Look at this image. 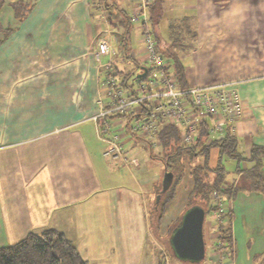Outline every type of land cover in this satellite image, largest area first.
Wrapping results in <instances>:
<instances>
[{"label":"crops","instance_id":"0c3cea01","mask_svg":"<svg viewBox=\"0 0 264 264\" xmlns=\"http://www.w3.org/2000/svg\"><path fill=\"white\" fill-rule=\"evenodd\" d=\"M29 2L21 21L11 9L0 10L1 26L14 28L0 44V246L53 227L73 241L88 264H159L153 244L159 245L150 235L162 178L154 170L157 163L135 154L127 114L102 119L106 132L91 118L106 75L93 57L96 40L114 41V52L100 56L101 62L130 70L115 42L128 16L129 54L145 62L138 59L142 27L132 20L140 0ZM146 23L162 47L181 41L173 48L188 86L235 81L241 115L232 132L243 156L252 144H264V0H163L158 23L152 27L148 13ZM171 24L177 26L171 30ZM102 98L106 104L109 98ZM112 134L125 156L139 159L137 165L103 156L102 137ZM260 169L264 180V162ZM234 174L225 180L235 183L240 176ZM262 185L233 186L222 194L229 252L216 249L217 224L204 219L212 263L218 264L222 253L223 264H264Z\"/></svg>","mask_w":264,"mask_h":264},{"label":"trees","instance_id":"16d2710c","mask_svg":"<svg viewBox=\"0 0 264 264\" xmlns=\"http://www.w3.org/2000/svg\"><path fill=\"white\" fill-rule=\"evenodd\" d=\"M30 5L31 4L28 3L18 7V10L15 9L18 19L22 20L25 17ZM13 6H15L14 3H12V7ZM162 14L163 0H152L150 4H148V20L152 27L158 23ZM122 22L125 25V30L120 40H115L116 45L119 47L126 62H132L135 66L140 67L141 71L135 76L131 70L119 69L112 64L109 65V71L111 74L117 76L123 88H130L133 90V93H136L134 87L137 78L146 76L151 68L145 65V62L141 63L137 60L136 56L135 58H131L128 40L126 39V36L130 34L132 26L131 18L128 16L124 17ZM176 26V24H171L169 28L172 30V28ZM13 30L14 28L10 26L3 28L0 24V32L2 33L0 44ZM143 31L144 28L142 27V34ZM149 32L155 41L157 51L170 61L178 82L182 87L186 88L188 84L185 77L184 66L173 48L181 41L170 40L169 44H165V46L162 47L161 40H155L154 36L151 34V30H149ZM140 114L143 115L146 114V112L141 110V112L138 111L129 114L128 119H140L142 117ZM117 116L119 115H111L110 117ZM128 128L130 133L134 134L131 126ZM155 137L158 140V145L156 146H159L160 152H158V154L160 155V160L163 162L164 171H170L173 174L171 184L160 194L158 203L156 204L154 200L153 209L156 225H158L165 212L167 202L175 195V186L182 179L181 174L184 173L182 172L185 167L184 164L189 163L190 158L198 155L203 156L202 161L200 163L188 165V171H190L189 174L191 175L193 184L187 194L188 198L185 210L191 206L199 205L205 210V213L208 211L216 213L218 208L215 205V201L212 199L213 204H211L210 201V194L212 191H219L221 194H224L229 193L230 188L233 186L235 190L260 189L263 186L262 182L264 180L260 166L264 162V144H252L249 156L246 158L243 156L242 151L239 150L238 139L232 132V123L224 127L222 134L218 138H211V140L207 142L208 137H210V132L208 131V121L205 120L199 127L194 142L192 144H184L181 141L178 128L169 122L161 120ZM146 140L151 147V145H153L151 144L152 141L149 138H146ZM212 148L217 150L214 165H210L209 163ZM223 158H233L237 161L235 172L239 173L240 177L235 180V183L233 181H226L223 176ZM242 160L251 162V167L242 168L239 164ZM160 190L161 185L156 189V194L160 193ZM182 214L183 211L177 219L176 224L168 232L167 241L170 248L171 232L181 219ZM216 224L218 227L216 240L219 242V245L215 243V247L218 250L223 249L229 252L231 249V234L227 211L224 210L219 214V219L216 220ZM172 255L175 257L173 250ZM0 264H88V262L81 257L73 241L65 236L62 231L53 227H46L39 230H31L16 242L0 246Z\"/></svg>","mask_w":264,"mask_h":264},{"label":"built area","instance_id":"2783aa9c","mask_svg":"<svg viewBox=\"0 0 264 264\" xmlns=\"http://www.w3.org/2000/svg\"><path fill=\"white\" fill-rule=\"evenodd\" d=\"M149 0H140L132 20L137 21L143 28L142 50L139 59L148 63L151 68L146 76L137 78L133 93L130 88H123L117 76L109 71V63L100 60L102 55H112L114 52L112 40L98 39L93 50L94 60L99 66L105 68L106 75L103 87L105 95L109 98L106 104L102 96L96 98V110L91 118L97 126H101V120L111 115H129L141 110L146 114H140V121L131 127L133 131H139L143 137L149 138L153 145H158L155 137L161 120L175 125L184 144H192L202 123L208 121V131L211 138H218L224 127L234 123L241 115V101L237 94L234 80H225L212 84L194 85L182 87L178 82L174 69L164 56L156 49L155 41L150 35L146 23ZM144 108V109H143ZM107 128L101 126V132ZM105 147L102 154L109 160H119L128 165H137L139 159L128 158L123 154L122 143L116 134L108 138L102 137ZM206 142V143H207ZM211 198L215 201L217 212L215 219L225 210L223 196L219 191H213ZM217 234H218V227ZM219 245V242H216ZM222 253L218 264H223Z\"/></svg>","mask_w":264,"mask_h":264},{"label":"rangeland","instance_id":"374dc122","mask_svg":"<svg viewBox=\"0 0 264 264\" xmlns=\"http://www.w3.org/2000/svg\"><path fill=\"white\" fill-rule=\"evenodd\" d=\"M29 1L32 0H0V10L5 11L6 9H11V16L13 15V17L15 18L16 21H19L20 19L17 18L15 9L18 10V7L26 5L28 3H30ZM12 3L15 4V6L12 7ZM2 8V9H1ZM4 13L0 12V20L1 18L4 16ZM21 21V20H20ZM7 27V26H6ZM112 44H114V41L112 40ZM179 45L175 46L178 47ZM182 49V48H180ZM188 49V48H183ZM128 63V68L133 72V75H137L140 73L141 68L138 66H135L132 62H127ZM145 65L148 66V63H146ZM102 84L100 85V91H101V96L104 98H107L105 95V88L103 87V83L104 80L101 82ZM130 123L133 125H136L140 119H135V118H131ZM132 125V126H133ZM126 133H123V136ZM127 135L132 138L133 143L135 142L134 145H136L135 149V154L138 157H142L147 155L150 160L152 161V163H157V166L154 167V170H157L160 177L163 176L164 173V165L163 162L160 160V155L158 154V152H160L159 150V146H155V145H151V147L149 146V142L146 140L145 137L142 136V134H139V131H134L133 133H130V131H127ZM142 143L143 146L142 148L139 149V147L137 146L139 143ZM132 143V144H133ZM150 148V149H149ZM134 152V151H133ZM217 150L215 148L211 149V156H210V165H214L215 164V156H216ZM203 159L202 155H198L196 157L190 158L189 159V163H185L184 164V168L182 170L181 175V181L175 186V195L172 198V202L169 203L166 207V211L162 216V219L160 220V222L158 223V225H156L155 223V215L154 218L152 219V225L154 227L155 230H153L152 227V232L150 231V235L153 237V239L155 238V240L158 242L159 248L157 249V247L154 246L153 244V248H155V251H157V253L159 254L158 258H159V264H214L212 263L209 259H208V254L210 251L209 245H210V241L206 236V232H204V239H205V257L201 260L198 261H192V260H187V259H179L177 257H174L172 255V250L168 244L167 241V236H168V232L171 230V228L176 224L177 219L179 218L180 214L182 213V211H186V206H187V194L191 189V186L193 184V181L191 179V175L189 174L190 171L188 165H192V164H196V163H200ZM222 164L224 166V173L223 176L226 180H231L234 177V170L237 164L236 159L233 158H223ZM213 192V191H212ZM211 192V194H212ZM210 194V195H211ZM211 198V197H210ZM192 200V199H191ZM211 204H213V200H211ZM205 218L206 220H210L211 223L214 225L216 224V219H215V215L213 216L212 211H208L207 213H205ZM212 241V239H211ZM151 247V249H153Z\"/></svg>","mask_w":264,"mask_h":264},{"label":"water","instance_id":"95a60500","mask_svg":"<svg viewBox=\"0 0 264 264\" xmlns=\"http://www.w3.org/2000/svg\"><path fill=\"white\" fill-rule=\"evenodd\" d=\"M172 178V172L164 171L160 193L155 196L156 204L160 194L171 184ZM204 219L205 210L199 205L191 206L183 212L170 236V244L175 257L192 261L205 257Z\"/></svg>","mask_w":264,"mask_h":264}]
</instances>
